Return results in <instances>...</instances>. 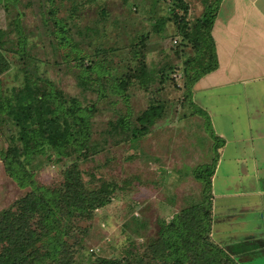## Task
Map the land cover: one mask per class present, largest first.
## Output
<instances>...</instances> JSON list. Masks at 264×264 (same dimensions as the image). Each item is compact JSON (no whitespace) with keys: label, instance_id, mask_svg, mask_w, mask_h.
Segmentation results:
<instances>
[{"label":"rangeland","instance_id":"1","mask_svg":"<svg viewBox=\"0 0 264 264\" xmlns=\"http://www.w3.org/2000/svg\"><path fill=\"white\" fill-rule=\"evenodd\" d=\"M207 1L212 4L215 0H186V19L191 27L202 17ZM231 1L220 2L223 21L222 13ZM173 4L171 0H0L3 49L11 62L10 71L0 79L1 88H17L26 79L44 78L78 98L83 106L95 105L93 140L102 142L105 150L82 162L81 169L84 179L94 186L100 180L117 186L110 203L96 210L89 223H83L89 229L83 250L67 258L73 247L60 244L59 259L61 256L74 264H98V258L122 257L133 247L140 249L155 240L164 222L173 221L183 208L201 200L202 185L195 180L194 170L211 162L216 151L213 146L219 145L210 136L208 119L197 112L202 104L209 106L216 98L199 92L194 98L193 93L192 97L186 95L183 71L199 58V48L179 35ZM160 19L164 23L158 31ZM62 20L70 23L68 35L74 39L71 45L79 44L74 50H80L86 65L105 59L110 75L123 78L136 66L135 44L140 53L145 52L148 77L145 81L129 79L121 93H116L118 82L112 80L104 86L105 94L90 83L85 88L80 82L90 81L75 60L76 51L62 46L57 35L55 25ZM139 36H145V47L140 48L143 43ZM156 102L164 106L165 113L146 135L133 142L106 136L103 143L101 133L110 128L109 122L119 120L128 109L136 122ZM15 132L11 124L0 125V152L6 150ZM22 161L38 184L49 187L62 183V172L71 163L58 160L48 150L24 155ZM27 191L8 177L0 156V213Z\"/></svg>","mask_w":264,"mask_h":264},{"label":"trees","instance_id":"2","mask_svg":"<svg viewBox=\"0 0 264 264\" xmlns=\"http://www.w3.org/2000/svg\"><path fill=\"white\" fill-rule=\"evenodd\" d=\"M171 1L179 35L183 41L194 43L199 48V58L190 62L183 71V87L188 90L186 95L192 97L195 84L219 67L212 30L222 0H215L212 4L207 1L205 12L193 27L186 19L189 14L186 0ZM76 12L77 9L73 10L69 20ZM164 20L158 21V31ZM68 24L62 20L55 27L61 45L73 48V51L79 44L71 45L74 39L68 35ZM4 35V31H0V79L11 69L9 55L3 49ZM144 37H138L143 43L140 48L145 47ZM133 48V59L137 63L123 78L110 75L105 59L92 60L86 65L80 50H74L75 60L84 70L82 74L90 81L82 80L80 84L85 88L91 84L98 87L100 94H105L104 86L111 80L118 82L119 86L115 83L116 93L123 91L129 79L145 81L149 74L145 52L140 53L135 44ZM43 79H26L20 87L7 90L1 88L0 82V125L11 124L16 131L0 156L8 177L20 189L28 190L0 213V264H74V261L67 262L61 256L58 258V246L68 244L73 247L67 258H74L83 250V241L89 232L83 223H89L96 210L106 207L117 190L114 182L100 180L95 186L90 184L84 179L81 169L82 162L105 150L102 142L93 140L95 105L83 106L78 98L69 96ZM124 99L127 101L128 98ZM164 113L162 104L151 103L134 122L128 109L126 115L122 114L116 122H109L110 128L103 130V143L106 136L133 142L146 135ZM197 114L208 117L203 110ZM209 131L211 138L215 139L211 128ZM38 150L51 151L58 160L71 162L62 172L63 180L59 185L38 184L34 173L24 165L22 157ZM211 162L194 170L195 180L202 185V197L198 203L183 208L173 221L164 222L158 237L142 248L133 247L132 252L119 258H98V264H239L233 253L212 238L211 178L216 157ZM95 179L92 175V180Z\"/></svg>","mask_w":264,"mask_h":264},{"label":"crops","instance_id":"3","mask_svg":"<svg viewBox=\"0 0 264 264\" xmlns=\"http://www.w3.org/2000/svg\"><path fill=\"white\" fill-rule=\"evenodd\" d=\"M219 13L212 30L219 67L193 90V98H216L201 106L219 145L212 238L239 264H264V0H232L224 21Z\"/></svg>","mask_w":264,"mask_h":264}]
</instances>
